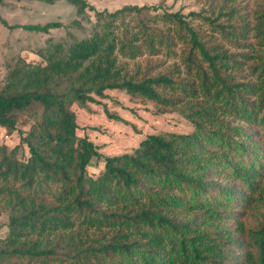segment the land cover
I'll use <instances>...</instances> for the list:
<instances>
[{
  "label": "trees",
  "instance_id": "1",
  "mask_svg": "<svg viewBox=\"0 0 264 264\" xmlns=\"http://www.w3.org/2000/svg\"><path fill=\"white\" fill-rule=\"evenodd\" d=\"M65 1L94 12L91 34L49 37L36 52L45 62L7 65L0 87V127L29 153L0 145V264H264V0H196L188 14L164 0L113 11ZM107 90L193 129L148 134L89 176L100 154L76 134L72 105Z\"/></svg>",
  "mask_w": 264,
  "mask_h": 264
},
{
  "label": "rangeland",
  "instance_id": "2",
  "mask_svg": "<svg viewBox=\"0 0 264 264\" xmlns=\"http://www.w3.org/2000/svg\"><path fill=\"white\" fill-rule=\"evenodd\" d=\"M0 7V16L8 25L13 24H44L49 21H60L62 26L51 29L48 33L29 31L21 27L9 28L0 21V87L4 82L7 65L15 66L23 62L43 64L45 61L37 51L44 49L51 37L54 42L69 43L72 38L89 36L95 22L94 12L87 10L83 15H77L75 7L65 0H53L54 3L39 0H5ZM96 9L113 11L125 4L159 5L160 0H87ZM162 10L201 11V5L196 0H164ZM74 19L79 20L74 24ZM191 19L196 24L199 19ZM200 24V23H199ZM202 27H206L201 25ZM208 31V28H207ZM224 46L232 49L223 40ZM130 62V61H129ZM88 102L85 107L72 105L76 114L79 128L78 136L86 135L96 146L100 156L91 158L87 165V174L95 177L103 170L105 156L130 152L148 134L160 132L188 133L193 129L192 124L178 112L156 114L151 102L131 97L121 90H107L106 97ZM108 114L113 115L110 117ZM17 127L24 132L28 125L19 123ZM19 133L8 134L0 127V145L9 148L19 146V155L27 157V148L21 144ZM7 217L0 213V236H5Z\"/></svg>",
  "mask_w": 264,
  "mask_h": 264
}]
</instances>
